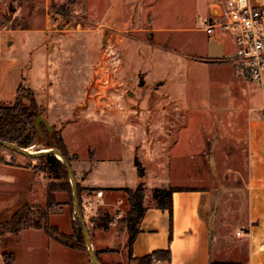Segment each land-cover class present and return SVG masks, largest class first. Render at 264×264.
Listing matches in <instances>:
<instances>
[{"label":"rangeland","instance_id":"rangeland-1","mask_svg":"<svg viewBox=\"0 0 264 264\" xmlns=\"http://www.w3.org/2000/svg\"><path fill=\"white\" fill-rule=\"evenodd\" d=\"M109 1L0 0V29L24 30L25 34L18 35L16 52L31 54L25 74L32 82L31 85L23 84L22 88L29 87L34 97L38 89L49 104V107L39 105L41 111L33 124L35 127L36 118L42 116L50 128L39 120L40 129L35 127L38 136L28 148H47L44 130L63 129L70 164L79 185L77 180L87 173L86 168L91 164L88 159L96 157L98 145H102L104 151L111 148L110 127L104 124L103 118L116 111V102L125 109L124 114L138 120H144L150 113L155 117L180 115L186 121L192 114H199V148L196 142L194 147H185L188 153L167 160L168 166L163 170L155 156L145 159L141 150L135 155L137 174L141 173V178L148 177L141 181L146 187L145 202H155L151 197L152 189L156 187L155 177L161 175L174 180L193 177L190 184L213 192L214 206L223 221L240 220L246 205L245 172L241 170L244 156L238 145L224 139L222 131L212 129L209 114L214 112L207 101L221 97L215 86L223 83L226 68H232L238 77L248 79L232 60L233 54H225L226 42L230 39L225 38L224 43L206 41L203 27L211 0H205V4L202 0H130V5L134 6L124 16L130 18V26L126 28L112 26L111 20L105 22ZM21 92L19 97L27 105L29 102L23 97V89ZM220 104L216 103L215 108L222 114ZM102 106L105 107L103 111L100 110ZM137 125L134 136L139 144L144 137V127ZM155 127L160 130L163 125L157 122ZM0 158L29 165L33 161L34 166L47 167L45 160L22 156L3 146H0ZM181 164L182 169L178 168ZM36 170L40 173L39 201L28 203V214L31 222L44 223L45 217L37 210L40 207L51 224V213L59 209L58 197L65 194H56L60 190L55 188L65 178L53 177L48 167L44 171ZM99 173L101 171L96 170L94 175ZM104 173L110 177L128 176L127 171L112 167ZM67 179L69 181L68 175ZM49 186L53 187L52 204L47 198ZM66 196L72 218V199L70 204L67 193ZM124 202L115 203L108 210L113 221H118V229L122 228L121 219L127 211ZM100 212L98 209L95 214ZM116 214H120V218L116 219ZM218 221L215 215L213 228ZM21 253L25 258V251ZM84 253L86 255V251ZM44 262L45 254L41 250L31 260L32 264Z\"/></svg>","mask_w":264,"mask_h":264},{"label":"crops","instance_id":"crops-1","mask_svg":"<svg viewBox=\"0 0 264 264\" xmlns=\"http://www.w3.org/2000/svg\"><path fill=\"white\" fill-rule=\"evenodd\" d=\"M47 1L43 0V3ZM220 1L208 2L207 18L212 7ZM202 2L205 4L206 1ZM251 3L264 10V0H251ZM133 6L130 5V0H110L106 9L108 12L106 16L104 15L105 22L111 20L112 26L119 28L130 26V18L125 19L124 16L127 11L131 12ZM21 33L23 34L24 30L0 29L1 104H12L19 87L25 83L31 85L32 82L25 74V69L31 62L30 52L26 55L16 52L18 35ZM206 35V41L213 40L217 43L226 42L225 38L230 39L226 42L225 54L227 56L234 54L235 44L230 36L219 32L214 34L206 32ZM240 70L242 71L241 68ZM224 75L222 85L215 86L221 97L216 98L218 101L216 99L207 101L208 107L214 112L209 114L211 115L209 122L213 123L214 131L218 129L223 132L224 139L229 141V144L238 145L240 154L244 156L241 166V170L245 172L244 213L238 221L225 222L214 206V195L210 189L190 184L189 181L193 177L174 180L162 174L164 177L161 175L155 177L157 181L154 186H179L185 189L176 190L172 194L171 226L169 211L156 207L155 202L146 203L144 198L147 208L132 243L133 258L170 248V260L154 259L153 264H264V72L260 80H252L247 75L248 80H244L238 77L232 68H226ZM168 86L173 87L172 84ZM39 92L38 89L35 92L37 104L49 107L47 98H42ZM216 103L218 106L222 103V114L216 111ZM198 111L200 113V109ZM124 112L123 108L116 109L106 116V119L103 118L104 124L110 127L111 148H105L104 151V147L98 145L96 157L88 159L91 164L86 168L87 173L77 180L79 186L83 187L81 199L87 194L94 196L98 189L103 190L102 202L97 210L108 211L119 200L125 201L128 208L123 188H134L139 182L148 179L146 175L141 178L137 174L135 155L140 154V150L145 159L155 156L154 159L159 161V167L163 170L168 166L167 160L171 161L173 156L188 153L185 152V147H194L196 142L195 145L199 148L201 122L199 114L197 116L195 114L196 117L192 114L187 121L180 115L155 117L151 113L145 116L144 120H138L139 118ZM157 122L163 125L161 131L155 127ZM137 124L144 127V137L139 144L136 143L134 136ZM185 124L187 127H184ZM185 128L190 132H184ZM57 130L62 134L63 129ZM63 140L66 145L64 137ZM3 160L0 158V206H2L0 222L7 221L21 205L38 202L40 188V173L34 168L33 161L29 165ZM108 167L127 171L128 176H107L104 170ZM178 168L182 169V164ZM96 170L101 173L95 176ZM178 181L179 183H176ZM130 182L134 185H129ZM57 193L65 194L62 198L58 197L59 209L51 213V224L56 225L63 233H70L72 218L66 192ZM215 215L219 221L216 228H213ZM98 216L99 214L85 217V221L92 246L101 264H127L129 257L125 246L128 238L126 227L123 225L121 229L116 228L118 221L112 219L108 229L104 230L94 221ZM40 250L45 254L44 264L89 263L85 250L56 241L42 228L26 226L16 233L7 231L0 235V264H4L2 256L4 251L13 252L16 264H32L34 254ZM21 251H25L26 259L23 258Z\"/></svg>","mask_w":264,"mask_h":264},{"label":"trees","instance_id":"trees-1","mask_svg":"<svg viewBox=\"0 0 264 264\" xmlns=\"http://www.w3.org/2000/svg\"><path fill=\"white\" fill-rule=\"evenodd\" d=\"M22 87L23 85L19 87L14 103L10 105L0 104V139L15 142L21 147L28 148L38 136L33 122L38 113H40L41 107L37 104L32 90L29 87ZM22 89L24 91L23 97H25L29 102L27 105H24L19 97L22 93ZM44 132L47 135L45 147L58 148L70 162L66 145L64 143L60 130L54 129L52 132L44 130ZM37 159L39 161H46L48 169L50 168L51 174L53 173V177L60 178L62 176L65 178V181L62 182L59 187L55 189L66 192L70 197L71 204L72 188L70 181H68L67 179L68 172L65 165L54 154H47ZM34 168L40 169L41 171H44L46 169L44 167L40 168L36 165L34 166ZM139 174L142 175L141 173ZM48 188V203L52 204V202L54 201V195L52 191L53 187L49 186ZM77 188L79 200L81 201V189L78 184ZM183 189L185 188L179 186H162L154 187L152 189L151 197L155 201L156 207L161 209H167L169 211L170 226L172 222V194L176 190ZM123 192L126 203L128 205L126 215L121 219L123 225L126 227L128 232V238L125 243L129 257V261L127 262V264H131V261L133 262V264H153L154 259L170 260V248L155 250L150 254L139 258H133L131 256L132 243L135 238V235L139 231V222L142 219L147 208L144 204L146 187L143 182H139L134 188H123ZM29 209L30 206L28 203H25L18 207L7 221L0 223V233H4L7 231L16 233L23 227L33 226L37 228H42L48 236L66 246L79 248L86 251L81 225L73 212V202L71 233H63L59 230L56 225L49 224L47 214H45V212L40 207H37V210L41 212L42 217H45L44 223H40L37 220L31 222L30 216L28 214ZM111 220L112 215L109 211L105 209H101L99 216L94 219L95 223L104 230L108 229ZM169 239H171V234L169 236ZM2 256L4 264H16L15 256L12 251H4L2 253ZM88 264H91L90 261Z\"/></svg>","mask_w":264,"mask_h":264},{"label":"built area","instance_id":"built-area-1","mask_svg":"<svg viewBox=\"0 0 264 264\" xmlns=\"http://www.w3.org/2000/svg\"><path fill=\"white\" fill-rule=\"evenodd\" d=\"M208 34L219 32L230 36L235 44L232 60L252 80H260L264 72V10L251 3V0H221L210 10L209 17L204 21ZM96 104V103H95ZM116 109L123 107L115 103ZM99 107L96 104V107ZM97 107V108H98ZM105 107L100 108L103 111ZM264 118V115H263ZM103 190L98 189L94 196L87 194L80 201L84 217L95 215L98 205L102 202ZM119 200L117 203L121 202ZM116 214L115 218H120Z\"/></svg>","mask_w":264,"mask_h":264},{"label":"water","instance_id":"water-1","mask_svg":"<svg viewBox=\"0 0 264 264\" xmlns=\"http://www.w3.org/2000/svg\"><path fill=\"white\" fill-rule=\"evenodd\" d=\"M39 120H42L43 124L47 129L50 128V125L45 121V119L42 116H38L35 120V127L37 130H39ZM0 145L8 148L16 153H19L23 156H27L30 158H39L41 156L47 155V154H54L57 158L60 159V161L65 165L68 176H69V181L71 183V188H72V202H73V212L80 222L81 229H82V234L84 237V245L86 248L87 255L89 257V261L91 264H101L96 252L92 246L91 243V238H90V233L88 231L85 217L82 213L81 206H80V200L78 196V188H77V182L75 179V174L72 170L71 164L69 160L63 155L61 150L55 147H48V148H40V149H30V148H25L21 147L15 142H10L6 140H1L0 139Z\"/></svg>","mask_w":264,"mask_h":264}]
</instances>
